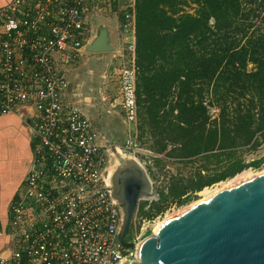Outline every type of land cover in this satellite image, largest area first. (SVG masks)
<instances>
[{
    "label": "built area",
    "instance_id": "obj_1",
    "mask_svg": "<svg viewBox=\"0 0 264 264\" xmlns=\"http://www.w3.org/2000/svg\"><path fill=\"white\" fill-rule=\"evenodd\" d=\"M89 8L90 0H9L0 6V116H18L33 142L31 165L10 208L0 264L136 259L137 246L119 241L123 207L106 182L110 143L67 94L66 70L85 51ZM119 26L125 37L116 70L119 103L131 122L137 119L138 72L132 9ZM134 144L128 138L121 149Z\"/></svg>",
    "mask_w": 264,
    "mask_h": 264
},
{
    "label": "trees",
    "instance_id": "obj_2",
    "mask_svg": "<svg viewBox=\"0 0 264 264\" xmlns=\"http://www.w3.org/2000/svg\"><path fill=\"white\" fill-rule=\"evenodd\" d=\"M191 1L193 13L186 0L134 3L137 104L164 135L162 148L170 142L183 156L264 129V27L253 21L264 0Z\"/></svg>",
    "mask_w": 264,
    "mask_h": 264
},
{
    "label": "rangeland",
    "instance_id": "obj_3",
    "mask_svg": "<svg viewBox=\"0 0 264 264\" xmlns=\"http://www.w3.org/2000/svg\"><path fill=\"white\" fill-rule=\"evenodd\" d=\"M134 3L135 0H90L84 19L87 39L102 21L111 25L115 49L108 52L82 51L70 63L66 75L70 103L75 102L88 115L94 129L110 143L111 150L114 146L123 149L128 138L135 143L132 149L122 151L135 158L140 169L132 170L146 174L151 191V196L138 197L141 200L130 223L131 240L138 243L152 233L156 223L193 205L206 193L220 188L242 172L253 175L263 171L264 129L257 131L250 140L240 136L232 146L183 156L182 151L170 142L162 148L164 135H160L158 127L150 124L151 117L142 104H137V119L127 122L119 103L116 70L122 62L125 43L119 23L125 11L132 9L134 12ZM195 7L191 0L182 3L187 12L193 13ZM255 15H258L253 16L255 24L264 27V8L256 10ZM208 109L212 117L217 116L219 110L216 106L208 105ZM113 162L114 158L111 161L109 155L108 164ZM201 182H204L201 189L194 187ZM181 190L184 191L182 194H175ZM147 198L151 199L144 200Z\"/></svg>",
    "mask_w": 264,
    "mask_h": 264
},
{
    "label": "water",
    "instance_id": "obj_4",
    "mask_svg": "<svg viewBox=\"0 0 264 264\" xmlns=\"http://www.w3.org/2000/svg\"><path fill=\"white\" fill-rule=\"evenodd\" d=\"M113 35L111 25L100 21L84 49L113 51ZM125 190L119 241L137 246L128 264H264V170L166 219L138 244L123 240L139 201L134 185L129 182Z\"/></svg>",
    "mask_w": 264,
    "mask_h": 264
},
{
    "label": "crops",
    "instance_id": "obj_5",
    "mask_svg": "<svg viewBox=\"0 0 264 264\" xmlns=\"http://www.w3.org/2000/svg\"><path fill=\"white\" fill-rule=\"evenodd\" d=\"M8 1L0 0V6ZM31 141V135L18 116H0V249L7 245L5 233L10 230V208L28 171Z\"/></svg>",
    "mask_w": 264,
    "mask_h": 264
},
{
    "label": "bare ground",
    "instance_id": "obj_6",
    "mask_svg": "<svg viewBox=\"0 0 264 264\" xmlns=\"http://www.w3.org/2000/svg\"><path fill=\"white\" fill-rule=\"evenodd\" d=\"M119 148H120L119 146H114L112 151H111V154H110L111 155V161L114 158V162L112 164H109L110 166H108L106 182H107V185L109 187L111 195L123 207V220H124V218L126 216V209H127V204H128L127 199H126L125 186L127 184H129V182L132 185H135L137 188L138 197L140 196V198H141V196H143L145 198L147 196H151V191H150V185H149L148 179L145 176L146 174L139 172L137 170H132V169H138V170L140 169V166L137 163V161L135 160V158L129 154L124 153L122 151V149L120 150ZM129 169H131V170L129 171ZM250 176H252V175H250L246 172H242L236 178H234L230 182L224 184L220 188H217L216 190H214L212 192L206 193L202 199L194 202L193 205H195V204L199 203L200 201L206 199L207 197L211 196L213 193L217 192L218 190L222 189L223 187L229 186L233 183L241 181V180L248 178ZM137 184H139V185H137ZM193 205H190L186 208H183L182 210L166 217V219L176 215L177 213H180L181 211H183V210H185V209H187ZM165 220H162L161 222H163ZM161 222L156 223V225L154 226V229ZM136 244H138V243H136Z\"/></svg>",
    "mask_w": 264,
    "mask_h": 264
},
{
    "label": "flooded vegetation",
    "instance_id": "obj_7",
    "mask_svg": "<svg viewBox=\"0 0 264 264\" xmlns=\"http://www.w3.org/2000/svg\"><path fill=\"white\" fill-rule=\"evenodd\" d=\"M26 128V127H25ZM26 131L29 133V131L27 130V128H26ZM30 134V133H29ZM32 142V141H31ZM31 146H32V143H31ZM31 157H30V159H29V161H28V164H29V167H30V165H31V161H32V156H33V147H32V151H31ZM29 167H28V169H29ZM135 186V185H134ZM136 187V186H135ZM130 225H129V227H128V229L125 231V233L123 234V240H124V242L125 243H131L132 242V240H131V235H130Z\"/></svg>",
    "mask_w": 264,
    "mask_h": 264
}]
</instances>
